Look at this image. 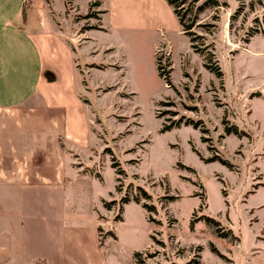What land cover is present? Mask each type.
Instances as JSON below:
<instances>
[{
	"label": "rangeland",
	"instance_id": "obj_1",
	"mask_svg": "<svg viewBox=\"0 0 264 264\" xmlns=\"http://www.w3.org/2000/svg\"><path fill=\"white\" fill-rule=\"evenodd\" d=\"M181 3L49 0L77 82L0 108V176L90 192L106 264H264V0Z\"/></svg>",
	"mask_w": 264,
	"mask_h": 264
},
{
	"label": "crops",
	"instance_id": "obj_2",
	"mask_svg": "<svg viewBox=\"0 0 264 264\" xmlns=\"http://www.w3.org/2000/svg\"><path fill=\"white\" fill-rule=\"evenodd\" d=\"M158 3L166 7L165 0ZM46 6L49 0L34 24L37 11L26 12L24 0H0V108L17 107L35 95L52 108L58 103L49 104L50 87L59 79L72 87L77 82L74 49L55 27L54 9ZM64 136L73 147L82 141L69 131ZM64 184L63 170L57 176L40 169L25 179L0 176V264H106L112 236L101 244L102 208L90 192L79 208Z\"/></svg>",
	"mask_w": 264,
	"mask_h": 264
},
{
	"label": "trees",
	"instance_id": "obj_3",
	"mask_svg": "<svg viewBox=\"0 0 264 264\" xmlns=\"http://www.w3.org/2000/svg\"><path fill=\"white\" fill-rule=\"evenodd\" d=\"M168 2L169 5L172 6L173 9V13L175 14V16L177 17L180 25L182 26V31H184L185 33L190 34V29L193 27L194 22L193 19L189 22V23H185L184 22V14L181 13L180 9L183 8V3H181V0H166ZM192 42H195L194 37L191 38ZM193 47L195 48L196 51L199 50V47L196 46L195 44H193ZM201 49V48H200ZM208 66V65H207ZM159 68V67H158ZM208 68H211L210 66H208ZM162 69V68H161ZM159 73L162 77H164L166 80H168L167 75H165V71L160 70L159 68ZM212 220V219H209ZM213 221V220H212ZM215 222V221H214ZM217 225V223H215Z\"/></svg>",
	"mask_w": 264,
	"mask_h": 264
},
{
	"label": "built area",
	"instance_id": "obj_4",
	"mask_svg": "<svg viewBox=\"0 0 264 264\" xmlns=\"http://www.w3.org/2000/svg\"><path fill=\"white\" fill-rule=\"evenodd\" d=\"M24 4L33 7L35 5V0H24Z\"/></svg>",
	"mask_w": 264,
	"mask_h": 264
}]
</instances>
